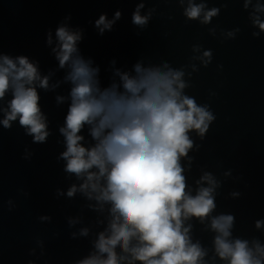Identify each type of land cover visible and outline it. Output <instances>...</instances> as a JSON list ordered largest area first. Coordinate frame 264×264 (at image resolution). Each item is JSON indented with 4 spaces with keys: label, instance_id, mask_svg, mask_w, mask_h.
<instances>
[{
    "label": "clouds",
    "instance_id": "obj_1",
    "mask_svg": "<svg viewBox=\"0 0 264 264\" xmlns=\"http://www.w3.org/2000/svg\"><path fill=\"white\" fill-rule=\"evenodd\" d=\"M149 2L135 0L131 14V24L141 31L158 11L156 7L146 9ZM163 2L178 4L186 22L201 26L211 25L221 12L220 7L209 8V0ZM237 2L248 12L255 29L252 36L259 38L264 33V3ZM122 17L118 9L111 19L101 13L92 24L103 36ZM71 20V14L66 15L54 32L50 28L45 34V45L57 62L46 73L39 60L25 54L13 56L0 46V129L11 130L18 121L33 144H46L53 132L40 91L56 93L68 86L66 95H55L58 107L67 105L63 123L57 126L63 138L57 143L64 150L56 160L63 161L65 178L75 182L66 189L57 188L56 197L74 200L79 195L85 201L80 214L67 217V224L75 229L70 233L72 239L87 238L90 244L88 253L71 264H264L261 239L234 235L235 214L216 211L223 181L200 168L199 177L193 184L188 182L187 173L192 172L196 159L190 153L199 152L202 146L193 134L203 141L217 117L209 103H198L186 90L193 87V74L212 63L213 51L194 44L188 63L178 67L167 60L146 63L140 58L126 69L117 67L113 59L108 69L111 75L104 83L101 66L80 48L85 30L73 26ZM218 27H209L208 34L217 37ZM219 31L223 42L234 40L241 29ZM60 71L62 78L54 79ZM215 95L209 92V98ZM33 155L25 146L23 159L31 160ZM223 177L231 178L232 171L223 172ZM229 196L238 199L241 193L232 191ZM7 205L9 211L15 207L12 199ZM85 209L96 214L88 224L84 223ZM38 219L50 223L52 217ZM194 223L212 234L210 248L193 239ZM254 228L264 232V219L255 220ZM37 247L43 257L45 245L40 238L29 255L37 256Z\"/></svg>",
    "mask_w": 264,
    "mask_h": 264
},
{
    "label": "water",
    "instance_id": "obj_2",
    "mask_svg": "<svg viewBox=\"0 0 264 264\" xmlns=\"http://www.w3.org/2000/svg\"><path fill=\"white\" fill-rule=\"evenodd\" d=\"M237 27L241 31L225 43L190 93L198 103H209L217 119L203 141L193 134L202 146L199 152L190 153L196 159L187 175L189 184H193L200 168H205L221 179L216 211L235 214L234 235L249 239L256 236L264 243V232L254 228L255 220L264 219V33L259 38L252 36L255 29L248 12ZM218 65L223 68L218 69ZM210 91L216 95L209 98ZM228 170L232 177L226 179L223 172ZM232 191H239L240 198L232 199ZM204 227L194 223L193 239L210 248L212 234ZM89 248L87 238L76 239L59 264H71Z\"/></svg>",
    "mask_w": 264,
    "mask_h": 264
}]
</instances>
